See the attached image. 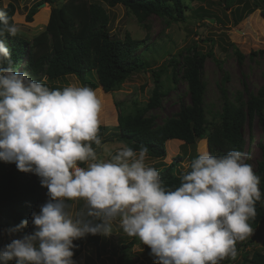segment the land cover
<instances>
[{
	"label": "clouds",
	"instance_id": "clouds-1",
	"mask_svg": "<svg viewBox=\"0 0 264 264\" xmlns=\"http://www.w3.org/2000/svg\"><path fill=\"white\" fill-rule=\"evenodd\" d=\"M21 29L0 10V161L40 178L48 201L3 230L0 264H76L74 241L108 237L119 224L151 249L154 264H222L264 198L251 154L200 152L175 189L147 166V148L124 146L98 160L102 109L88 86L50 88L16 69L6 37ZM82 207L76 209V205ZM31 223L33 231L17 237Z\"/></svg>",
	"mask_w": 264,
	"mask_h": 264
},
{
	"label": "trees",
	"instance_id": "trees-1",
	"mask_svg": "<svg viewBox=\"0 0 264 264\" xmlns=\"http://www.w3.org/2000/svg\"><path fill=\"white\" fill-rule=\"evenodd\" d=\"M105 1L112 7L117 4L124 5L140 23L145 25L151 15H158L171 21H187V12L192 9L189 3L192 0ZM223 1L225 9L230 10L233 15L235 24L257 9H261L264 16V0ZM39 4L37 2L31 6L26 16L27 21L33 20ZM4 11L14 23L13 16L16 12L14 3L10 2ZM195 11V16L199 20L204 22L208 18L217 20L218 15L206 7L200 6ZM110 24V13L102 2L65 0L52 6L46 29L32 40L22 35L7 36L6 40L16 69L22 67V72H27L38 82H43L44 76L53 81L68 75H76L84 84H91L93 90L101 87L105 92H113L135 74L152 71L154 86L148 101L143 104L134 100L130 110L122 106L121 101L116 102L119 111L118 125L112 130L107 125H101L99 132L101 142L106 139H118L135 151H139L143 146L148 150L147 155L159 159L166 157L167 142L173 139L181 140L187 145H195L199 140L206 139L208 150L213 155L225 154L233 149L245 153L247 143L244 130L246 124H251L256 119L261 125L263 141L260 142L261 158L257 161L254 171L261 178L260 188L264 193V88L256 93L250 92L247 98L240 93L230 98L227 89L221 85L223 99L221 109L211 112L206 104L208 85L204 79V67L207 57L214 58V53L212 51L204 53L195 46L193 50L182 55L181 60L175 57L171 59L179 65L178 71L174 69V80L177 82L182 79L186 82L189 102L182 101L176 113L158 123L156 117L149 112L161 107L168 95V88L162 79L165 66L153 69L156 60L152 52L156 50L157 44L150 41L149 35L139 39L129 31L123 36L112 33ZM229 45L242 60L244 55L239 47L234 42H230ZM255 54L256 52L251 53ZM18 71L21 72V69ZM224 79L225 82L229 80L228 74ZM93 147L98 151L96 145ZM180 157H175L168 166L158 170L166 187L175 189L181 183L180 176L184 171L178 168ZM46 189L41 186L40 178L35 174L23 173L14 163L6 164L0 161V228L3 223L10 224V228H13L23 220L31 221L32 213L39 212L40 206L48 201L45 199ZM249 223L252 229H264V198L256 203V216ZM32 231L30 223L17 236ZM102 240L103 236L89 234L74 241L77 247L73 249L75 253L73 259L80 256L89 245L94 246L99 254ZM136 240L137 238H134L130 243L120 246L122 256L118 264H134L128 252ZM146 248L151 254V249L147 245ZM152 258L154 260L153 256ZM243 261L264 264V253L254 250L249 257V253L246 252Z\"/></svg>",
	"mask_w": 264,
	"mask_h": 264
},
{
	"label": "rangeland",
	"instance_id": "rangeland-1",
	"mask_svg": "<svg viewBox=\"0 0 264 264\" xmlns=\"http://www.w3.org/2000/svg\"><path fill=\"white\" fill-rule=\"evenodd\" d=\"M64 1L0 0V10H4L10 2L14 3L16 12L13 20L21 29L19 35L32 40L46 29L52 6ZM89 1H100L106 7L111 16L110 30L112 33L123 36L126 31H129L139 39L149 35L150 41L157 44L156 50L152 52L156 60L153 69L157 70L165 66L162 79L168 88V95L163 100L161 107L149 112L150 115L156 117L158 123H162L167 117L176 113L182 101L189 102L186 82L182 79L177 82L174 80L173 72L174 69L178 71L179 65L172 62L171 59L175 57L181 60L182 55L193 50L195 46L196 49L204 53L210 51L214 53V58L207 57L204 67V79L208 85L206 104L211 112L214 113L221 109L223 102L221 85L227 89L230 98L235 97L238 93L247 98L250 92L256 93L259 89L264 88V16L261 9L246 15L242 21L235 24L233 15L230 10L225 9L223 0H192L189 2L192 9L187 12V21H171L158 15H151L146 20L145 25L140 23L137 17L122 4L112 7L105 0ZM37 2L40 4L46 2V4L38 6V12L33 16V20L27 21L26 16L29 9ZM250 3L253 7V3L251 1ZM200 6L208 8L213 14H217V20L215 18H208L205 22L199 20L195 16V9ZM230 42H234L239 47L244 55L242 60L237 57L229 45ZM252 52H256V54L251 55ZM219 59L220 62H218ZM19 69L22 72V67ZM226 74H228L229 80L225 82L224 76ZM43 82L50 88L88 86L93 89L91 84H84L76 75H68L53 81L44 76ZM153 86L154 76L152 71L148 70L135 74L116 91L105 92L101 87L94 89L102 105L101 125L109 126L110 130L114 129L118 125L119 112L116 102L121 101L122 106L128 107V110L131 109L134 100L144 104L151 96ZM244 135L247 143L245 153L251 154L252 159L248 162L255 170L257 161L261 158L260 142L263 141L261 125L256 119L251 124H246ZM183 143L177 139L169 140L166 157L159 159L147 155L146 165L161 170L164 166H168L175 157L181 156L178 158V168L185 171L187 165L198 153L209 152L206 139L199 140L195 145ZM124 146H127L124 141L106 139L97 146L98 160H110ZM47 192L46 189V200L49 199ZM80 207H82V202L75 206L76 209ZM10 226V224L3 223L0 228L1 247L9 242V238L3 234V230L10 228ZM133 240V237L125 235L119 224L115 223L113 233L108 237H103L99 254L94 246L89 245L74 261L76 264H118L122 256L120 246ZM236 247L238 250L236 259L225 260L222 264H250L243 261V255L246 252L249 253V257L254 250L264 253V229H253L252 235L243 241H239ZM128 253L134 264H154L146 245H143L138 239Z\"/></svg>",
	"mask_w": 264,
	"mask_h": 264
},
{
	"label": "water",
	"instance_id": "water-1",
	"mask_svg": "<svg viewBox=\"0 0 264 264\" xmlns=\"http://www.w3.org/2000/svg\"><path fill=\"white\" fill-rule=\"evenodd\" d=\"M62 1V0H61ZM46 4V2H43V3H41V4H39V6H43V5H45ZM91 88V87H90ZM139 241V240H138Z\"/></svg>",
	"mask_w": 264,
	"mask_h": 264
}]
</instances>
